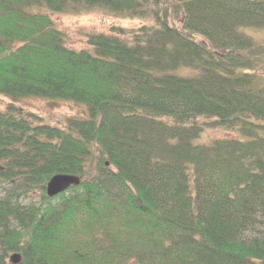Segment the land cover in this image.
I'll return each instance as SVG.
<instances>
[{"label": "trees", "instance_id": "1", "mask_svg": "<svg viewBox=\"0 0 264 264\" xmlns=\"http://www.w3.org/2000/svg\"><path fill=\"white\" fill-rule=\"evenodd\" d=\"M95 9L146 22L69 48L50 15ZM247 29L264 0H0V264H264V41ZM26 99L87 116L53 127ZM205 127L237 137L197 144ZM58 174L82 182L50 199Z\"/></svg>", "mask_w": 264, "mask_h": 264}, {"label": "rangeland", "instance_id": "2", "mask_svg": "<svg viewBox=\"0 0 264 264\" xmlns=\"http://www.w3.org/2000/svg\"><path fill=\"white\" fill-rule=\"evenodd\" d=\"M50 19L54 28L64 34L66 45L74 50L86 48L85 37L88 34H108L111 26L129 31L137 29L146 22L138 19L121 18L99 9L79 14L50 15ZM244 33L257 42L261 43L264 41V30L247 29L244 30ZM7 103H9L8 99L0 98V110ZM16 106L25 112L37 114L43 119L45 124L53 127H61L69 118L84 119L87 116L86 109L83 106L70 102L26 99L17 103ZM236 137L235 132L205 127L204 132L196 143L209 144L213 140ZM39 200L40 191L36 189L19 198V202L23 205L38 203Z\"/></svg>", "mask_w": 264, "mask_h": 264}, {"label": "water", "instance_id": "3", "mask_svg": "<svg viewBox=\"0 0 264 264\" xmlns=\"http://www.w3.org/2000/svg\"><path fill=\"white\" fill-rule=\"evenodd\" d=\"M81 182L82 179L78 176L64 174L54 175L45 186V194L48 198L52 199L68 191L72 187L79 186ZM9 262L10 264H19L21 262V256L14 253L10 256Z\"/></svg>", "mask_w": 264, "mask_h": 264}]
</instances>
